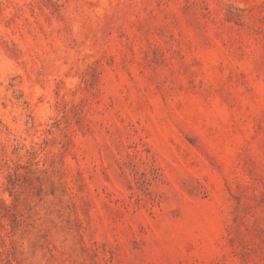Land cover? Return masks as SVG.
I'll list each match as a JSON object with an SVG mask.
<instances>
[{
    "label": "rangeland",
    "instance_id": "1",
    "mask_svg": "<svg viewBox=\"0 0 264 264\" xmlns=\"http://www.w3.org/2000/svg\"><path fill=\"white\" fill-rule=\"evenodd\" d=\"M0 264H264V0H0Z\"/></svg>",
    "mask_w": 264,
    "mask_h": 264
}]
</instances>
